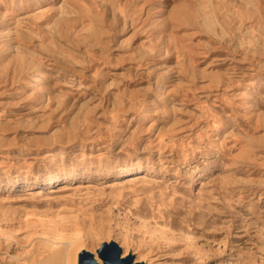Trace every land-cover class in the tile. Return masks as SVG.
Instances as JSON below:
<instances>
[{
    "label": "rangeland",
    "instance_id": "obj_1",
    "mask_svg": "<svg viewBox=\"0 0 264 264\" xmlns=\"http://www.w3.org/2000/svg\"><path fill=\"white\" fill-rule=\"evenodd\" d=\"M18 1L0 20V264L73 237L151 264H264V0Z\"/></svg>",
    "mask_w": 264,
    "mask_h": 264
},
{
    "label": "bare ground",
    "instance_id": "obj_2",
    "mask_svg": "<svg viewBox=\"0 0 264 264\" xmlns=\"http://www.w3.org/2000/svg\"><path fill=\"white\" fill-rule=\"evenodd\" d=\"M8 1H9L10 9L6 8V6L3 4L4 3L3 0H0V20H2V21L4 20V18H5V16L7 14H10V17L13 18L12 12H13L14 0H8ZM43 1H45L49 5L48 6L49 8H47L48 10L49 9L53 10V9L56 8L55 3L58 0H43ZM160 1H161L160 6H158L154 10V13H155L156 16H160L161 13L164 12V10H165V8L163 7L164 5L172 4L174 2V0H160ZM36 2H37V0H36ZM71 2H74V0H72ZM17 3H18L17 5L19 6L18 8L27 7L26 6L27 2H25V0L24 1L23 0H19ZM45 10L43 8H41V9H38L37 11L33 12V14L39 12L38 14L44 15L46 13ZM47 13H48V11H47ZM7 30L9 31V29H7ZM9 34H10V32H9ZM136 40L137 41H134L135 42L134 47H137L138 45H140V43L144 42L143 39H141V38L140 39H136ZM42 85H44L43 84V77L39 73L36 76H34V78H33V80L31 82H28V86L30 88V94L33 97L39 98L42 95V93H43ZM47 91L49 92V90H47ZM225 119L226 118L221 116V118H220V120L218 122L213 123V129H212L213 132H217L216 134H218V138H217L215 136V134L213 133V151H218V152H221V153H225L223 148L227 145V143L225 141V137L222 136L223 129H224L222 124H223V121ZM209 139L211 140V138H209ZM74 143H75V139H74L73 142H60L58 148L49 149L48 150V151H51V152H48L49 153L48 155L53 156V157L61 155L63 147H72L74 145ZM229 147L230 146H228V148ZM59 169H60L59 173L61 174L62 171H63V167L61 166ZM140 170H144V167L140 166L138 164H134V165H131L128 168H126L124 171L125 172L128 171V173H131L132 171H140ZM49 180H51V183H53V185H54L55 181L59 180V176L58 175L51 176L49 178ZM58 235H59V238H62V239L66 238L63 233L62 234L59 233ZM70 245H72L71 247H73V249L68 250L67 247L70 246ZM83 248H84L83 241L79 240V238H77V237H75V238L73 237V239L71 238L70 240H68V244L65 245V246H62V247L53 246V248L51 247L48 250V252L42 258H40L38 261H36L34 264H77L78 263V254L82 250H84ZM92 254H93V259L96 262H99V263L102 262L101 259L95 253H92ZM126 254L127 253H122V254H120V257H125ZM133 263L151 264L149 262H145V261H142V260L137 259V258L133 259Z\"/></svg>",
    "mask_w": 264,
    "mask_h": 264
},
{
    "label": "water",
    "instance_id": "obj_3",
    "mask_svg": "<svg viewBox=\"0 0 264 264\" xmlns=\"http://www.w3.org/2000/svg\"><path fill=\"white\" fill-rule=\"evenodd\" d=\"M121 249L119 245L114 242H104L97 249L98 257L102 262H96L93 259V254L87 250H82L78 254L77 264H141L133 263V257L131 254L120 257Z\"/></svg>",
    "mask_w": 264,
    "mask_h": 264
}]
</instances>
